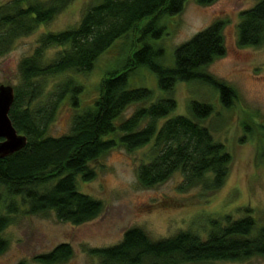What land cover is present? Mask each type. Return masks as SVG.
Masks as SVG:
<instances>
[{"label": "trees", "instance_id": "obj_1", "mask_svg": "<svg viewBox=\"0 0 264 264\" xmlns=\"http://www.w3.org/2000/svg\"><path fill=\"white\" fill-rule=\"evenodd\" d=\"M71 1H0V55L10 49L15 39L51 21ZM196 1L207 5L215 0ZM185 2L100 0L87 7L75 26L43 33L33 52L20 60L21 82L13 86L14 101L9 117L16 130L27 136V143L21 150L0 158V187L4 189L0 192V255L8 248L3 232L18 212L15 197H19L24 211L31 215L53 212L58 220L73 225L96 218L102 210L101 201L80 191L77 181L93 179L95 169L90 163L118 144L130 151L152 142L149 161L140 164L137 171L143 187L163 183L175 171L183 175L182 189L203 182L215 189L224 183L231 155L204 124L213 112L211 104L191 101L190 116L175 115L161 121L176 107L173 91L179 81H199L212 86L219 92L224 107H230L237 98L234 88L204 71L216 57L225 54L221 20L176 46L173 66L159 61L163 49L155 47L150 40L158 38L164 28L156 24L162 15L180 13ZM241 16L239 44H263L264 0L243 11ZM128 32L134 34L131 54L121 68L102 77L93 106L77 110L83 87L73 76L57 82L46 99L37 102L44 94L45 78L89 72L96 59ZM51 46L60 50L52 61L44 63V51ZM138 66L156 74L157 84L168 93L167 97L144 105L151 99L152 91L128 84L129 76ZM66 97L75 110L70 129L58 136L50 135L48 127ZM132 104L140 105L122 118ZM1 195L9 198L5 212ZM212 224L205 238L192 231H178L152 239L143 229L130 227L119 242L88 252L100 264H182L264 257V225L258 226L251 215ZM72 253L70 244L59 243L36 255L34 260L40 264H60Z\"/></svg>", "mask_w": 264, "mask_h": 264}, {"label": "rangeland", "instance_id": "obj_2", "mask_svg": "<svg viewBox=\"0 0 264 264\" xmlns=\"http://www.w3.org/2000/svg\"><path fill=\"white\" fill-rule=\"evenodd\" d=\"M99 1L72 0L51 21L15 39L10 49L0 55V83L18 85L21 82L19 62L33 52L39 37L43 33L75 26L87 7ZM258 1L215 0L200 5L196 0H186L180 13L160 17L156 25H162L163 32L158 38L150 40L155 47L163 49L159 61L170 67L174 65L176 46L214 21L223 22L225 54L216 57L204 67V71L234 88L237 98L230 107H224L219 92L212 86L199 81H179L173 91L176 107L161 121L175 115L190 116L191 101L211 104L213 112L204 124L231 155L224 183L215 189L204 185L205 182L182 189L183 175L175 171L163 183L143 187L138 181L137 171L140 164L149 161L152 142L130 151L118 144L90 163L95 169L93 179L77 181L80 191L102 203L101 212L93 220L73 225L58 220L53 212L31 215L24 211L19 197L14 198L18 212L3 232L8 248L0 255V264H17L20 261L40 264L34 257L59 243L70 244L73 251L72 256L60 264H100L98 258L89 254L88 250L119 242L124 231L130 227H139L152 239H159L178 231H192L205 238L213 222L224 224L227 218L234 220L245 215H251L258 226L264 225V43L256 46L240 45L238 42L241 14ZM133 37L134 34L128 32L116 39L96 59L89 72H69L45 78L44 94L37 102L46 99L47 93L57 82L73 76L83 87L77 110L93 106L102 77L106 72L121 68L131 54ZM59 50L58 46L47 48L43 62L52 61ZM128 84L130 87H147L152 91L151 99L144 105L168 96L166 91L159 88L156 74L145 66L135 69L128 78ZM139 105H129L122 118L130 115ZM74 112L66 97L57 108L48 134L58 136L67 133ZM3 190L0 187V192ZM1 197L4 198L2 211L5 212L9 198ZM182 264H264V257Z\"/></svg>", "mask_w": 264, "mask_h": 264}, {"label": "water", "instance_id": "obj_3", "mask_svg": "<svg viewBox=\"0 0 264 264\" xmlns=\"http://www.w3.org/2000/svg\"><path fill=\"white\" fill-rule=\"evenodd\" d=\"M13 101V86L0 83V158L21 150L27 143V136L16 130L9 117Z\"/></svg>", "mask_w": 264, "mask_h": 264}]
</instances>
